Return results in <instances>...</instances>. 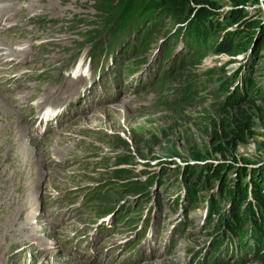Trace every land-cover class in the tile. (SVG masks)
I'll return each mask as SVG.
<instances>
[{
  "label": "rangeland",
  "instance_id": "374dc122",
  "mask_svg": "<svg viewBox=\"0 0 264 264\" xmlns=\"http://www.w3.org/2000/svg\"><path fill=\"white\" fill-rule=\"evenodd\" d=\"M207 1L212 14L198 22L210 30L213 26L222 30L193 40L200 58L175 70L160 85L153 86V78L142 83L148 78L144 66L150 60L157 63L165 44L173 41V49L164 61L167 74L171 73L175 52L192 50L187 46L178 51L177 41L187 32V17L180 22L164 16L142 42L140 76L133 75L127 85L105 80L88 92L84 85L92 79V73L88 79L75 78L79 70L74 71V67L84 73L88 66L97 67L102 58L116 61L96 53L87 63L88 44H83L82 35L105 17L99 11V0H0V53L4 54L2 58H14L16 63L0 64V96L5 97L0 103V264H43L45 260L44 264H56L46 258L47 254L59 260L76 258L81 264H96L93 260L85 263L77 252L96 255L102 261L108 248L111 253L105 261L112 260L100 264H264V256H258L264 251L261 236V250L255 256H251V247L243 254L237 253L240 248L232 243L210 259L215 251L205 243L224 221L230 227L234 225L231 216L237 203L235 188H231L232 200L228 201L230 194L220 198L217 182L213 179L210 183L209 168L218 164H231V169L224 170L226 177L246 185L242 204L248 211L238 206L239 214L249 217L252 207L257 222L264 226V208L250 196L247 198L251 194L248 174L253 172V178L264 174V48L259 39L261 36L264 40V36L259 34V25H230L228 17L238 6L236 0ZM239 7L245 13L243 21L256 17L264 23V0H245ZM188 17L196 15L190 12ZM236 26L241 32L227 37ZM101 37H105L103 30L98 39ZM222 41L230 52H218ZM105 43L101 39L98 46ZM243 49L248 52L241 56ZM130 60L131 57L122 59ZM187 76L192 78L184 82ZM251 82L253 87L249 89ZM184 84L192 86L190 95L177 98L179 94L171 90ZM236 103L249 117L248 133L234 148L215 152L220 144L219 124L225 119L224 111ZM45 106L59 108L61 115L38 124L35 117ZM27 107L29 111L24 113ZM6 109L21 115L20 124L28 134L23 136L26 152L20 153L17 147L22 146L9 138L10 114ZM120 157L126 163L120 165L123 171L115 177L113 171ZM235 171H245L246 175L236 178ZM144 179L150 180L148 193L127 202L135 206L129 218L114 223L121 228L99 233L103 238L113 234L99 244L97 239L93 242V226L89 225L92 209L80 202L82 194L100 184L120 186ZM262 190L264 193V187ZM189 193L194 200L190 210L186 202ZM181 194L184 210L175 204V196ZM212 201L218 202L217 215L222 214L217 223V215L210 211ZM254 205L260 209L259 216ZM138 208L143 213L150 211L146 233L134 247L117 244L131 234L125 222H132ZM249 218L240 226L242 236H233L234 239L252 235ZM25 220L31 225L23 228ZM178 220L182 222L180 227L172 229ZM219 235L223 232L219 231ZM29 237L33 238L31 243L27 242ZM115 244L119 248H114ZM43 246L47 254L41 251ZM165 248H170L167 256H160ZM234 255L248 257L236 260Z\"/></svg>",
  "mask_w": 264,
  "mask_h": 264
},
{
  "label": "trees",
  "instance_id": "16d2710c",
  "mask_svg": "<svg viewBox=\"0 0 264 264\" xmlns=\"http://www.w3.org/2000/svg\"><path fill=\"white\" fill-rule=\"evenodd\" d=\"M236 2L238 5L237 7H239L245 2V0H236ZM98 3H100L99 11L104 12L105 17L101 22L96 23L93 29H87L82 35L83 40L91 45V57H94V53L96 51L105 52V54L107 52L114 53L116 47L119 48V46L124 43L126 44L125 47L119 49L122 52L127 50L133 52L132 56L136 57L137 60L139 59V63H142L143 59L139 58V53L143 51L142 42L146 38V36H148L150 32L155 28L156 24L162 20V17L166 16L173 20L175 19L176 21L183 22L185 17H187L186 20L191 18L188 17V15H190V12H193L196 17L192 19V28L190 30L185 28L187 32H185V34L182 36V41L185 44V47L189 46L192 48L191 51L183 54V59L186 61V63H190L195 61L196 57L200 58L202 56L200 53H198L197 45L193 42V40H198L199 38H201V36H208V34L214 32L215 30H222L220 26H213V28L210 30L209 28L199 23L203 19H205L206 16L212 14V11L208 9V6H210V2L207 0H99ZM237 7L234 9L233 14L228 17L230 25L241 23V26L244 28L251 26L256 27L259 25V34L264 36V23L259 21L256 17L246 18L243 21L242 18L245 17V13L241 9V7ZM195 22L197 23L195 24ZM101 30L104 31L105 37H101L98 39V35ZM240 32L241 29L236 26L231 34L228 33L227 37L231 38L237 36ZM132 35V40L129 41V38ZM168 38L169 36H167V39ZM101 39H105L106 43L103 46H98V42ZM259 39L262 42V48H264L263 38L260 36ZM224 44V41L220 42L218 52H230ZM172 49L173 41L165 44L164 48L160 50L157 61L158 67L156 68L157 74L155 71L151 72L154 74L152 82L153 86L160 85L162 81L168 78L175 70L182 68L186 64L185 63L182 66L178 65L179 58L182 56L178 54L174 56L172 60L171 73H166L167 70L165 69L164 61L169 57ZM191 78V76L184 77L183 81L188 82ZM252 87L253 86L251 82L249 85V89H252ZM191 89L192 86L190 84H184L180 87L172 88L171 91L179 94L177 98H180V96L188 97L190 95L189 91ZM262 98L264 102V97ZM240 105V103L230 105L227 110L224 111L225 119L223 121H220L219 124L220 137L218 138V141L220 144L217 145L215 152L223 153L225 147L234 148L236 143L242 142L246 133H248V128L250 126L249 117L246 111L243 109V106ZM125 160L126 159L124 157H120L116 161L115 165L118 167H116L113 171V175L115 177H119L120 172L123 171V168L120 167V165L125 164ZM231 167L232 165L229 163H222L214 166L211 169L209 168V172H211L210 183H212L211 180L213 179L215 180V183L217 182L216 188L218 190V196L220 198L224 197L227 194H230V196H228V201L232 200L231 188H235V201H237V203L235 207H233L232 205V207L234 208V210L232 209L234 214L231 216V219L234 220V225L232 227L228 226V221H224L223 225L226 232H230L233 236L239 237L242 236V227H240L242 226V222L250 217L249 223L252 226V235H248V237L253 239L255 242V249L253 250V254L256 255L261 247V242L258 238H260V236L261 239L264 238V234L261 233L264 226L257 222L256 213L254 212L252 207L249 212L253 215H250L248 212L249 217L244 218L242 217L244 213L239 214L237 208L238 206L243 207L242 211H248L247 208L244 207V203L242 204L243 200L246 199V185H238V183H233L230 178L226 177L224 170H229L231 169ZM234 174L236 178H239L240 176L244 177L246 175V172L235 171ZM248 176L249 179H251V182H249L251 183V194L247 195V198L250 196L254 200V202L258 204V206L264 208V193L262 192V188L264 187V174H262V176H254L255 178H253V172H251L250 174H248ZM149 182L150 180L144 179L141 183L130 181L125 182L121 185L119 184L120 186L109 185L107 183L105 185L100 184V191H87V195L90 194L92 197H94V200L91 201L93 203L92 211L97 215H101L104 212H100V210H102V208L104 207H107L109 202L112 201L111 203H113L116 200L117 202L123 200V205L119 206L115 211V215H120L123 209H125L124 207L127 202H129L130 196L137 195V197L141 199L148 193L147 189L148 187H150ZM192 189L195 188L192 187ZM185 190H187V188ZM186 202L189 204L190 208H194L192 193L187 194ZM212 202L213 204L210 206V211L212 212V214L217 215L219 209L218 202ZM88 205L91 208V204L88 203ZM109 205L112 206V204ZM84 206L87 207V204L85 203ZM254 207L256 208L259 216L260 209L255 205ZM261 218L262 220H264V212L261 214ZM124 219L125 216L122 215L119 220L122 221ZM215 235L218 236L219 234L215 233ZM244 237L246 236H243L242 238ZM248 247L250 246H247V249ZM258 256L259 258L263 257L262 254H259Z\"/></svg>",
  "mask_w": 264,
  "mask_h": 264
},
{
  "label": "bare ground",
  "instance_id": "6f19581e",
  "mask_svg": "<svg viewBox=\"0 0 264 264\" xmlns=\"http://www.w3.org/2000/svg\"><path fill=\"white\" fill-rule=\"evenodd\" d=\"M186 21V29H188V30H190L191 28H192V23H193V20H192V18H189V19H187V20H185ZM185 30V29H184ZM1 38V37H0ZM177 42H179L180 43V48H179V50L178 51H181L182 49H184V48H182V47H185V44L183 43V41H182V38L180 39V40H178ZM175 46H177V44L175 45ZM3 54V53H2ZM2 54L0 53V64H3V65H7V64H9V65H11V66H14L16 63H15V59L14 58H9V59H5V56L2 58ZM4 55V54H3ZM2 58V59H1ZM124 72L125 71H121V72H118L117 73V76L119 77V78H122L123 77V74H124ZM5 92H12V91H10V90H7V91H5ZM3 98H5V97H3ZM3 98L0 96V103H4L3 102ZM14 103L12 102V105H13ZM3 105H5V104H3ZM1 107V106H0ZM4 108V107H3ZM17 108H18V106H17ZM19 109V108H18ZM25 109V111H24V113H26L27 111H29V108L27 107V108H24ZM7 111H9V121H10V128H9V135H10V139H12L13 141L12 142H15L16 144H20L22 147H20V146H18L17 148L18 149H20V153H23V152H26L27 151V148H26V145L23 143V141H24V139H23V136H28V134H27V131H24V127L20 124L21 122H23L22 121V119H21V115L19 116L18 114H16V113H13V112H15L14 110H10V109H6ZM18 113V112H17ZM32 119H30V121H31ZM20 124V126L21 127H19L18 125ZM26 124L28 125L29 124V122H27L26 121ZM29 126V125H28ZM15 130V131H14ZM26 130V129H25ZM17 132H18V136H16L15 135V133L17 134ZM8 141V140H7ZM7 141H6V143H7ZM9 143H11V142H9ZM24 146H25V148L26 149H24ZM15 147V146H14ZM16 148V147H15ZM37 171V170H36ZM38 172V171H37ZM35 177L36 178H38L39 177V175H35ZM34 177V178H35ZM35 178V179H36ZM40 178V177H39ZM34 179V180H35ZM164 179V178H163ZM37 182V181H36ZM28 196V195H27ZM22 200V199H21ZM27 200V199H26ZM26 203V202H25ZM24 203V204H25ZM20 204V203H19ZM14 208V207H13ZM25 208V207H24ZM21 211V210H20ZM222 214H219L218 216H215V222L217 223V222H220L221 221V218H222V216H221ZM27 219V218H26ZM25 222H26V220H25ZM22 223V222H21ZM29 225H31L30 223H28V222H26L25 223V226L23 227V225L21 226V227H23V228H25V227H28ZM202 225L201 224H198V227L200 228ZM117 228H121V227H118V226H116L115 228H114V230H116ZM214 228H215V225H214ZM214 228H212V229H214ZM16 230V229H15ZM220 231H222V232H224L225 231V227H224V225L220 228ZM47 232V231H46ZM45 232V233H46ZM114 232H116V231H114ZM25 234H27V233H25ZM111 234H113V233H109V235H107L106 237H101L98 241H97V244H99V242H101L103 239H106V238H108ZM33 236L32 234H30V233H28L27 234V236ZM153 235V234H152ZM156 235V234H155ZM46 236H50V235H46ZM96 239H98L99 238V236L97 235L96 237H95ZM110 238V237H109ZM44 239V238H43ZM28 241L27 242H30L31 243V240H33V238H31L30 239V237L27 239ZM39 240V239H38ZM117 240V239H116ZM26 241V240H25ZM39 241H41V240H39ZM43 242V241H42ZM112 242H115L113 239H112ZM14 243H15V241H14ZM18 243V242H17ZM16 243V244H17ZM120 243H122V242H118L117 244H120ZM45 244V243H44ZM114 244V243H113ZM117 244H115V246H113L114 248H119V245H117ZM13 245V244H12ZM20 245V244H19ZM43 245V244H42ZM46 245V244H45ZM23 246L24 247H26L27 248V246H29L27 243H23ZM13 247V246H12ZM46 247V246H45ZM16 248V247H15ZM47 249V248H46ZM168 249H170V248H165V249H163V251H162V253H161V255L160 256H167L166 255V253H167V251H168ZM42 252H44L45 254H47L46 253V250H45V248H44V246H43V249L41 250ZM121 251H123V249L122 250H120L119 252H117V254H119ZM58 252V251H57ZM110 253L111 252H109V248H108V250H105V253H104V255H103V259H102V261L101 260H99V258L95 255V256H91V255H87L86 253H83V254H81L80 252H77V257L79 258V259H81V260H83L85 263L86 262H91L92 260H93V262L92 263H96V264H100V263H107V262H109V261H111V260H109V261H105L106 260V258H107V256L108 255H110ZM113 254H115L114 252H112ZM47 257L46 258H48L49 257V259L51 260V262H53V261H56L57 263L56 264H81V262L79 263L78 261H75V259H73V258H66V259H63V260H59V258L56 256V255H54V254H47L46 255ZM154 255L152 254L150 257H153ZM32 258V257H31ZM163 259H165V258H163ZM32 260V259H31ZM49 260V261H50ZM46 261V260H45ZM44 261V262H45ZM44 262H41V263H43L44 264ZM54 263V262H53ZM52 264V263H51Z\"/></svg>",
  "mask_w": 264,
  "mask_h": 264
},
{
  "label": "clouds",
  "instance_id": "9594fccd",
  "mask_svg": "<svg viewBox=\"0 0 264 264\" xmlns=\"http://www.w3.org/2000/svg\"><path fill=\"white\" fill-rule=\"evenodd\" d=\"M131 57V60H132V62L133 61H135V60H137V58L136 57H134V56H130ZM182 197H183V194H181V197H180V200L179 201H181L182 200ZM188 209L190 210L191 208L188 206ZM212 231H213V229H212ZM219 231H220V229L216 232L217 234H219ZM224 233V232H223ZM264 239V238H263ZM261 250V249H260ZM263 252L264 251H262L260 254H262V256H264L263 255Z\"/></svg>",
  "mask_w": 264,
  "mask_h": 264
},
{
  "label": "water",
  "instance_id": "95a60500",
  "mask_svg": "<svg viewBox=\"0 0 264 264\" xmlns=\"http://www.w3.org/2000/svg\"><path fill=\"white\" fill-rule=\"evenodd\" d=\"M248 51L245 49L244 51H242L239 55L244 56Z\"/></svg>",
  "mask_w": 264,
  "mask_h": 264
}]
</instances>
